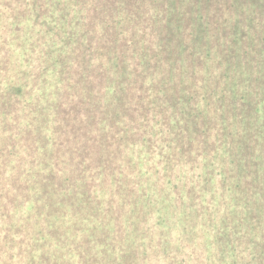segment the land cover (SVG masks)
I'll list each match as a JSON object with an SVG mask.
<instances>
[{
  "label": "trees",
  "instance_id": "obj_1",
  "mask_svg": "<svg viewBox=\"0 0 264 264\" xmlns=\"http://www.w3.org/2000/svg\"><path fill=\"white\" fill-rule=\"evenodd\" d=\"M0 264H264V0H0Z\"/></svg>",
  "mask_w": 264,
  "mask_h": 264
}]
</instances>
